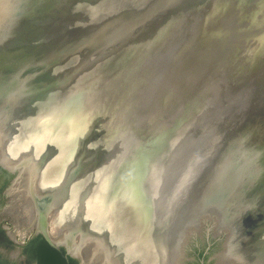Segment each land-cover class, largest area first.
<instances>
[{
  "label": "water",
  "instance_id": "water-1",
  "mask_svg": "<svg viewBox=\"0 0 264 264\" xmlns=\"http://www.w3.org/2000/svg\"><path fill=\"white\" fill-rule=\"evenodd\" d=\"M13 1L0 21V70L40 67L55 82L33 89L36 102L11 138L29 125L48 138L61 133L69 165L60 179L87 213L94 203L105 218L116 181L145 164L156 171L158 193L182 172L200 171V190L187 196L192 212L200 210L188 219L192 230L196 221L206 228L205 253L225 235L210 239L204 218L244 225L257 210L248 192L264 200V0H20L17 10ZM240 43L251 51H239ZM27 89H5L19 97L9 111L23 105ZM106 155L123 159L116 180L97 169ZM258 218L233 242L251 240L264 226Z\"/></svg>",
  "mask_w": 264,
  "mask_h": 264
},
{
  "label": "flooded vegetation",
  "instance_id": "flooded-vegetation-1",
  "mask_svg": "<svg viewBox=\"0 0 264 264\" xmlns=\"http://www.w3.org/2000/svg\"><path fill=\"white\" fill-rule=\"evenodd\" d=\"M21 92L26 96L29 90ZM46 159L47 154H44L40 165ZM67 165L65 162L64 166ZM61 174L54 185L37 191L31 183L25 191L18 187L21 185L18 184L19 169L13 171L0 162V264H108L111 261L115 264H173L178 260V264H213L208 256L222 244L211 243L209 252L205 253L204 233L197 235L201 237L195 240H188L190 237L184 238L189 233H177L176 226L170 235L161 233L160 225L154 227L147 223L140 225L135 237L127 240L120 237V233L108 232L110 218L107 216L101 218V222H92L88 228L91 234L98 236V248L103 247L106 255L112 254V260L100 255L94 259L90 247L79 239L87 229L85 203L79 202L77 192L69 193L74 186H64ZM108 235L113 237L108 239Z\"/></svg>",
  "mask_w": 264,
  "mask_h": 264
},
{
  "label": "bare ground",
  "instance_id": "bare-ground-1",
  "mask_svg": "<svg viewBox=\"0 0 264 264\" xmlns=\"http://www.w3.org/2000/svg\"><path fill=\"white\" fill-rule=\"evenodd\" d=\"M11 2L12 0H0V21H2L5 14L6 13L8 14V12L10 11ZM47 103L42 104V105L46 106ZM37 108L42 109V107H37ZM54 119H56V116ZM11 127H12V121L10 122L6 120L4 116L3 118L1 117L0 119L1 161L0 162L5 167L19 169L20 178H19L18 184L21 183L20 185L21 188L20 186L17 185L19 189L20 190L28 189L31 183H33L32 185L35 186L37 191L43 190L44 188L42 187H48L49 185H54L55 184L54 180L56 179V177L57 176L59 177V175L62 172H64L63 170L64 159H63V152H62V145L64 141L63 135H61V133L56 134L52 140L49 139V142L46 141L48 137L43 140H40L36 144V146L31 148V150L27 149L28 151H26L22 149V147L25 146V144H23L25 143V140L23 142H21V140L20 142H17V141L15 142L14 138L13 139L11 138V135H10ZM21 134L23 135V133H20L19 136H22ZM31 143H34L32 139H31ZM71 143H72L71 141H68L69 146L71 145ZM48 149L52 153L49 155L46 161L42 165H40L39 158L44 154V151ZM103 160L104 161L101 163V165L98 166L99 170L101 171L107 170L109 174L108 177L112 178L113 180L114 179L116 180V178L118 179V176L120 174V172L118 171L121 169V164H123V159L122 160L119 158L114 159L113 157H110V155H106ZM149 167L152 168V172H149L151 170H148L147 172V169ZM132 171L133 172L128 173V175L131 176L130 178H128L125 173H123L124 178L123 176L119 177V179L116 181L117 182L116 186L117 188H119L118 189L119 195L117 197V200L114 201L112 205L109 207L108 213L106 210L102 211V212L107 213V217L110 218L109 220L110 225H109L108 232L109 233H112V232L120 233L121 236L118 234L117 236H120L127 240L135 237V234L139 232L138 228L140 225L143 226V225L149 224L151 226L157 227L161 225L160 223H162L164 227V226H170L171 223L174 221L173 217H170V215L167 214V216H165L166 215L164 214L165 211H163L164 207H161L163 203L162 199H158L157 197L159 195L158 186H156L158 177L156 175V171L153 170L152 165L146 166L145 164L144 165L139 164ZM162 172L164 173L162 175L163 176L165 175L164 177H169L171 175L168 169L166 171H164L163 169L161 173ZM48 177H51L52 179L50 181L46 180ZM146 177H147V181H145ZM187 177L185 175V172H182V174L178 177L179 184L168 191L167 195H169L170 199L172 198L171 201L168 198V202H170L168 205L169 209L174 203L173 197L171 195L172 191L174 190H176L177 192H179V190L180 192L182 191L181 192L182 195L180 194L176 202H179L180 197L182 199L183 198L185 199V196L183 195V191H185L186 187L188 186V184H186L188 180ZM126 179H128V181ZM251 191L248 192L249 194L248 200L250 198V201L248 202V204L249 205L251 204L252 207L253 205L257 207L259 201L261 202L262 200L259 199V195L256 197V199L253 200V196L255 194H253L254 192L253 191L251 192ZM250 192L252 194H250ZM206 193H208L207 189H206ZM132 198L135 200L132 201L131 200ZM94 205H95L94 203L93 205H91V209L89 211L90 214H87L85 216L84 222L87 225V229L84 231L83 235H81L79 239L84 240L87 246L90 247L91 249L90 251L92 252L94 259H96L100 255L105 258L109 257V259L112 260V257H111L113 256L112 254L106 255L108 253L107 251L105 253V250L103 247H101L100 249L98 248L99 247V244H98L99 241L97 238L98 236L91 234L93 232L92 230H89L88 228V226H90L92 222L98 223L102 221L98 215L102 209L101 210L99 209L97 212L95 208L96 205L95 206ZM139 207L141 208L139 212L140 216L138 214L135 216V209L138 210ZM192 210H194L193 207L192 209H190L189 212H187V214L185 212L184 215L191 216L193 214ZM185 218L186 217H183L181 222H182V225L187 226L189 219L187 217L186 218L187 222H185ZM244 219L249 220V218H246V217H244ZM202 222L204 223L207 222L209 225H213L212 229L215 228L214 236H220L222 234V235H225L226 237L225 242L222 245L223 249L217 254L216 264H248L249 261L252 262L251 264H257V263L264 264L263 244L260 247L261 249L256 248L255 241L253 240V238H251V240L249 239V241L245 243L244 246L241 248L242 246L241 242H236V243L233 242V238L236 239L235 235H237V233L240 231V228H238L237 225L232 223L230 227H226L225 225H222L223 227H220L221 222L218 219L209 220V218L208 219L204 218ZM191 227L192 225H190V228ZM202 227L204 228L203 224L201 223L199 227L200 229H198L195 232V234L198 232L201 234L203 232ZM194 230L195 229L191 231H194ZM187 232L188 233L190 232L189 229L187 230ZM108 237L110 238L113 236L108 235L107 238ZM189 237L187 236V238ZM228 241L230 243H228ZM244 250L248 252L247 256H250V260L247 259L248 257H246V252H243ZM178 263H179V260L174 262L173 264H178ZM108 264H115V263L111 261Z\"/></svg>",
  "mask_w": 264,
  "mask_h": 264
},
{
  "label": "rangeland",
  "instance_id": "rangeland-1",
  "mask_svg": "<svg viewBox=\"0 0 264 264\" xmlns=\"http://www.w3.org/2000/svg\"><path fill=\"white\" fill-rule=\"evenodd\" d=\"M20 2V0H14L13 1V3L15 2V6H16V10H17V8L19 7V2ZM21 3V2H20ZM79 6V5H78ZM77 6V7H78ZM20 9V8H19ZM24 9H26V5H24L23 4V7H22V10H24ZM21 12V11H20ZM19 14V13H18ZM243 41V40H242ZM245 47H244V45H242V47H241V43H240V45L237 47V49H239V51H242V53H248L249 51H251V49L250 48H248L247 49V51H246V49L245 50H243ZM15 66V65H14ZM42 72H43V69L42 68H40V67H35L34 69H32V68H30V67H27V66H25V68H24V72L23 73H21V72H19L18 74H16V75H14L13 73H12V69H8V68H6V69H2V70H0V115H1V113H2V115L0 116V119H1V117L3 118V116L5 117V119L6 120H8V121H12V125H14L15 124V120L16 119H18L19 118V116L22 114V113H24V112H26V110H27V108H28V106L30 107V105H33L35 102H36V95L38 94V92L36 93V91H34L33 89H42V90H44V89H46V87H49L50 85H52L51 83H54L55 81L52 79H50L52 82H49L48 83V81H50V80H47V78L45 77V76H43L44 74H42ZM5 73V74H4ZM3 77H5V78H3ZM3 81V82H2ZM10 88H19V89H25V88H29V89H27V90H29V93H28V95H26V96H24L23 98H21L22 99V103H23V105L22 106H18V107H15L16 105H14L13 106V108H12V112L11 111H9V108H7L8 107V105H9V103H13L15 100H17V98H19V97H16V96H12V95H8V93H5V89H10ZM20 100V99H19ZM12 119V120H11ZM14 121V122H13ZM12 129V128H11ZM32 129V127L30 128V125L29 126H27L26 127V129L22 132L23 133V135H22V137L21 136H19L17 139H16V141L17 142H20V140H21V142H23L24 140H25V143H23V144H25V146L24 147H22V149L23 150H26V151H28V150H31V148H33L34 146H36V144L40 141V140H43V139H45L46 137H48L49 136V134H37V131H32L31 130ZM38 135V136H37ZM56 135V134H55ZM55 135H53L52 137H50V138H48V139H50V140H52L53 138H54V136ZM91 136L92 137H95V135H93V133L91 134ZM21 137V138H20ZM19 139V140H18ZM27 139H28V142H27ZM31 139L34 141V143H31ZM30 142V143H29ZM149 148H151V147H149ZM28 149V150H27ZM47 151V152H46ZM52 152L51 151H49V149L48 150H45L44 151V154H47V158L49 157V155L51 154ZM44 154L42 155V156H44ZM41 156V157H42ZM41 157L39 158V162L41 161ZM46 160H44V161H42L41 163H44ZM102 162L104 161V160H101ZM101 162V163H102ZM40 164V163H39ZM101 165V164H100ZM99 165V166H100ZM149 166V165H148ZM82 167H84V166H82ZM97 169H99V167H97ZM190 172V171H189ZM191 173V175H188V180H187V183L186 184H188V186L186 187V190L185 191H183V195L185 196V199L183 198H181L180 197V199H179V202H176L177 201V199H178V197L180 196V194H181V192H180V190H179V192H177L176 190H174V192H172V197H173V201H174V203H173V208H172V206H171V208L169 209V207H168V205H169V203L170 202H168L167 200H168V196L169 195H167L168 194V192H166V193H164V191L162 192V190H160L162 193H158L159 195L157 196L158 197V199H164V201H162L163 203H162V206L161 207H164L163 208V211H165L164 212V214H166L165 216H167V214L168 215H170V217H173V219H174V221L171 223V227L170 226H166V227H163L162 228V226L160 225V228L162 229L161 230V233H170V232H172V230H173V228H174V226H176L175 228L176 229H174V230H176L177 231V233H185V234H187L188 232H187V230L190 228V225L192 224V222H191V220H188V225L186 226H184V225H182V222H181V220H182V218L183 217H191L194 213L193 212H196V214H197V212L199 213V210L200 209H196V211H193L192 213V215L191 216H187V215H184V213L186 212V214H187V212H189L190 211V209H192V207H190L189 205H190V203L189 202H187V199L189 198V197H191V196H193V191L194 190H196L195 188H197V186L198 185H200L201 184V182H202V178H201V176H200V171H195L194 173H193V171H191L190 172ZM185 174H186V172H185ZM187 174H188V172H187ZM52 178L51 177H48L46 180H48V181H50ZM127 181H128V179H126ZM130 180V179H129ZM145 181H147V177L145 178ZM179 184V182L177 183V185ZM176 185V186H177ZM200 189L199 188H197V191H199ZM164 193V194H163ZM182 195V194H181ZM202 194H200V196H201ZM187 196H188V198H187ZM204 196V195H203ZM258 196V194L257 195H254L253 196V200L254 199H256V197ZM175 198V199H174ZM259 198H260V196H259ZM170 201H171V199H170ZM262 201H264V200H262ZM260 202L259 201V203H258V205H257V210H255V212L253 213V215L251 216V217H249V218H251V219H249V220H244V221H246V222H244V225H243V223H241L240 225V228L241 229H246L247 227V225H249L250 223H251V225H254L255 226V224L257 223V221L259 220V218L258 217H260L262 214H263V216H264V202ZM178 204V205H177ZM95 206V205H94ZM260 208H262L261 209V211H260ZM166 210H167V212H166ZM194 210H195V208H194ZM103 213V212H102ZM261 215H260V214ZM104 214H105V212H104ZM196 216H198V215H196ZM186 218H185V222H187L186 221ZM226 221V220H225ZM222 222V221H221ZM200 225H201V223L199 222V221H196V227H194V231H191L192 229L190 228L189 229V233H193V234H195V232L198 230V229H200L199 227H200ZM222 224L220 223V227H223V226H221ZM246 225V226H245ZM144 226V225H143ZM255 227H257V226H255ZM254 227V228H255ZM203 228V227H202ZM206 231V228H203V232L202 233H204ZM214 231H215V228L214 229H211V233H210V239L212 238V235H213V233H214ZM264 226H262L259 230H258V228H257V231H255L252 235V238H253V240L255 241V247L256 248H259V249H261L260 247H261V245L263 244V246H264ZM198 234H200L199 232L198 233H196V235H198ZM170 235H171V233H170ZM189 235H190V238L192 237V235L191 234H188V237H189ZM221 238V237H220ZM225 238L226 237H224L223 238V240H218V239H216V240H218L217 241V243L219 244V245H223V243L225 242ZM250 239V238H249ZM249 239H247L246 241L248 242V240ZM192 240H193V237H192ZM169 241V240H168ZM212 242H214V241H212ZM246 242V243H247ZM169 243V242H168ZM228 243H230L229 241H228ZM165 244V243H164ZM215 244H216V242H215ZM244 244L245 243H242L241 242V248L244 246ZM249 244V243H248ZM222 245L220 246V248H219V250H216V251H218V252H212L209 256H208V258L210 259V258H212L214 255H216L217 253H219L223 248H222ZM159 248V247H158ZM262 251V250H261ZM240 255V254H239ZM247 259H249L250 260V256L247 258ZM211 263H213V264H215L216 263V261H211ZM252 262L251 261H249V263L248 264H251ZM257 264H259V263H257Z\"/></svg>",
  "mask_w": 264,
  "mask_h": 264
}]
</instances>
